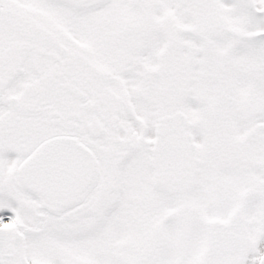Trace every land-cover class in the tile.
<instances>
[{
	"label": "snow or ice",
	"instance_id": "snow-or-ice-1",
	"mask_svg": "<svg viewBox=\"0 0 264 264\" xmlns=\"http://www.w3.org/2000/svg\"><path fill=\"white\" fill-rule=\"evenodd\" d=\"M0 264H264V0H0Z\"/></svg>",
	"mask_w": 264,
	"mask_h": 264
}]
</instances>
